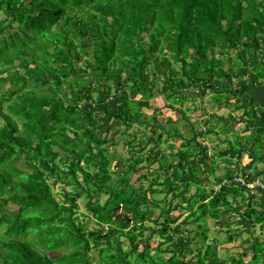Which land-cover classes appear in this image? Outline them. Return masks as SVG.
Masks as SVG:
<instances>
[{
    "label": "trees",
    "instance_id": "1",
    "mask_svg": "<svg viewBox=\"0 0 264 264\" xmlns=\"http://www.w3.org/2000/svg\"><path fill=\"white\" fill-rule=\"evenodd\" d=\"M263 45L264 0H0V264H185L186 243L170 246L182 233L170 232L174 206L166 201L179 197L184 181L195 190L182 198L188 217L205 223L199 212L228 217L220 207H242L250 189L235 177L259 179L229 164L227 155L240 160L234 151L242 136H233L234 151L216 145L208 155L191 140L189 125L184 131L165 118L167 134L161 129L147 152L134 144L145 146L147 132L137 137L127 129L156 118L140 104L155 96L174 109L168 104L209 94L225 105L236 100L233 109L251 128L244 144L252 135L253 150L262 151L264 116H252L261 106L249 91L238 93L241 84L264 87ZM102 115L127 135L126 172H117L126 158L99 128ZM205 124L201 135L234 129L210 118ZM202 156L203 169L192 163ZM204 172L211 178L201 180ZM59 181L64 188L54 192ZM80 199L87 214H78ZM8 202L18 209L4 210ZM253 209H243V218L264 228ZM145 233L158 242L141 245ZM208 239L204 230L189 250L195 264H264V243L220 257ZM58 249L64 251L53 256Z\"/></svg>",
    "mask_w": 264,
    "mask_h": 264
},
{
    "label": "rangeland",
    "instance_id": "2",
    "mask_svg": "<svg viewBox=\"0 0 264 264\" xmlns=\"http://www.w3.org/2000/svg\"><path fill=\"white\" fill-rule=\"evenodd\" d=\"M264 47V45H263ZM260 60H264V54H259L258 57ZM242 86V88H245L243 84L239 85ZM248 89V88H247ZM243 92L242 90L239 91L238 95ZM251 93L250 96L254 97L256 99L257 103L261 105L258 110L260 111H253L252 116L256 117L258 121L259 117L264 116V87H258L253 88L249 90ZM100 99V98H99ZM236 100L229 103V105L223 104V101H217L211 98V96L208 94L204 97H198L195 96L190 99H186L183 104H168V106H171L174 109H169L166 106V102L164 99H162L161 96H155L154 98L150 100H146L145 102H141L142 105V111L145 114L148 115H154L156 117L153 121H141L145 122L146 126L142 125H134L132 128L127 129V133H133L138 134L137 137H141V134H139L142 130H145L147 133L146 135H142L143 140L145 141V146H142L141 144L138 145V141L134 144L139 148V151H147L154 146L153 140H155L160 133L161 129L165 134L168 131L169 123L166 122L165 118L169 119H177L180 122H176V124L179 123V127H181L184 131H187L189 127L193 131L192 141L196 145L197 148H208V155L210 152L215 148L217 145L221 150L230 149L228 148V145L230 144V141H232L234 135H241L243 138H245V135L248 134L251 131L250 124L248 121H244L240 118L242 116L241 110L233 109L234 105L233 103ZM239 103H242L239 101ZM94 106H97L96 104ZM193 109V111H192ZM251 116V117H252ZM187 118V119H186ZM215 119L220 124L221 127L226 126V124H232L234 129L228 133H219L217 135L215 134H208V135H201L200 132H203L205 129H207V126L205 124V120L207 119ZM165 119V120H164ZM99 120L101 122L99 128L104 127L106 130H108V137H112L115 140L119 141L118 149L120 152V155L122 158H126V160H123V167H118L117 172L120 173L126 172L128 170V167L126 166L129 161V154L125 152L124 145L126 134L119 135V130L115 126V122L110 123L107 121V116L102 115L99 117ZM168 120V119H167ZM188 123L187 125L185 124ZM189 125V127H188ZM191 133V132H190ZM165 134L162 137V142L160 143V148L162 149V152L167 150L165 149L167 145L164 142ZM138 140V139H137ZM176 143H179V140H176ZM174 142V141H173ZM205 150V149H204ZM112 151H109V156H111ZM117 158H120L116 156ZM115 157V158H116ZM161 157V156H160ZM128 158V159H127ZM247 157H243V162H247ZM195 160L199 162H204L205 164H208V160H206L203 156L201 158H196ZM178 163V162H177ZM115 164V159L112 160V165ZM18 166H21V164H18ZM116 167L114 166V170ZM170 174V173H168ZM208 175V176H207ZM199 176H201V179L211 178V176L207 173H201ZM207 176V177H206ZM145 178L144 174L140 175H134L132 179L135 178V180H139L140 178ZM137 182V181H136ZM147 182H145L144 186H147ZM180 184L183 186L182 190H178V198L170 197L166 201V207L169 206L173 207V211L170 213V224L173 226V229L170 230L171 233H182L180 236L176 237L170 244V246L174 247L178 245L180 242L184 241L186 243V253L180 255L181 259H184L186 261L185 264H195V255L196 253H189V250L193 247L192 245L195 243V241L200 240V233L204 230H207V236L209 237L208 240L214 239V242L212 243L213 248H216L217 253L220 257H228L229 254L233 253L234 255H241L245 250L248 248H251V245L258 243V242H264V230H261L262 233H259V229L255 227V230L250 228V224L247 223L246 226L241 225L238 223L239 219H242L241 210H229L228 212L231 213L230 216H226L225 213H222L218 218H214L211 216H207L206 214L198 213L199 217L205 218V223L197 221L193 217H188L189 210L185 209V206L187 205V201H184L182 198L185 194H187L189 197L195 192L194 188L190 187H184V183ZM53 191L54 192H60L63 190L64 186L61 181L59 182H52ZM186 190H189L188 193H185ZM209 190V189H208ZM108 196L106 195L104 199H106ZM58 198H61V196H58ZM176 202H181V206L183 207L181 210H179V207H177ZM79 205V211L78 214H81L84 212L87 214V211L84 208V200L80 199L78 200ZM18 207L14 205L12 202H8L4 205V210H8L10 212H13L17 210ZM157 211V210H156ZM233 218V220L231 218ZM230 223V226L228 229L225 230V224ZM199 224L201 227L196 226ZM250 228V229H248ZM237 230V231H235ZM247 230V231H246ZM253 232V236H251V233L248 231ZM150 232H153L152 230H149ZM248 232L249 239L246 241L247 234L244 232ZM245 233V234H244ZM229 234H232L231 236L234 237L233 241L229 243H222V241L229 236ZM260 236V237H258ZM124 239V238H122ZM158 237L154 235L153 233H145L142 237L138 239V242L141 245H144L147 241L152 240L154 242H158ZM244 239L243 243L241 242ZM122 247L124 249H128L129 245L127 241L122 242ZM164 247H167V244H164ZM64 250L58 249L54 252H51L53 256L60 254ZM90 259L95 260L97 257V254L95 252L91 253L89 255ZM187 258V259H186ZM211 258V257H210ZM226 260V259H225Z\"/></svg>",
    "mask_w": 264,
    "mask_h": 264
},
{
    "label": "crops",
    "instance_id": "3",
    "mask_svg": "<svg viewBox=\"0 0 264 264\" xmlns=\"http://www.w3.org/2000/svg\"><path fill=\"white\" fill-rule=\"evenodd\" d=\"M247 88L248 87H245L243 92H247V91L251 90L250 88H248V89ZM257 104H259V103H257ZM258 108H260V107H258ZM258 108H255V109L253 108L252 110L253 111H260V110H258ZM261 118H262V116L258 118V121ZM243 135H247V134H243ZM250 136H251L249 138L250 142L248 144H244L245 138L241 137L240 141H238L239 142L238 143L239 144L238 150L235 149L236 151H234V149L231 148V146L229 144L228 148H230V149L229 150L226 149V150H224V152L225 151H228V152L234 151L235 154L236 153H240V160H238V161L235 159V157H230L229 155H227V158L230 160L229 164L231 165V167H232L234 172H238V173H242L243 172L246 175L250 174L252 176H257L259 179H263L264 180V159H262V158H264V147H263L262 151H260L259 149H257V151L253 150L256 143H255L254 137H252V135H250ZM230 143H231V141H230ZM243 157H247L246 159H248V161L247 162H243L242 161ZM192 163H193L194 166H200L201 168H202V166H204V165L201 164V162H199V161H197L195 159H192ZM200 174L201 173H199L198 176ZM199 178L201 179V176H199ZM201 180H203V179H201ZM183 182L184 181H182V183ZM200 186H203V185H200ZM206 188H208V187H206ZM186 191L189 192V190H186ZM244 192H245V195H246L247 199H246V201H245V203H244V205L242 207H240L239 205L234 204V202H232L231 205H229V206L220 207V210H241V214L243 215L242 210L245 209V208H248V210H249V208L251 207V208H254L253 210H258V212L260 213V216L264 217V202H263L262 193L259 190H254L252 192L246 190ZM231 194H232V192H231ZM192 195H194V193ZM249 196H251V197H249ZM230 198H232V197H230ZM204 203H206V201ZM247 203H249L248 204L249 206H247ZM198 205L199 204L197 203L194 208H196ZM242 220H243V224H241V225L246 226L247 223L250 224V221L247 220V219H244L243 216H242V219H239L238 221H242ZM255 227H257L259 229V231H260L259 233H262L261 230H264V228L261 226L260 223L256 224V225H253V226L252 225L250 226V228L253 229V230H255ZM250 228H248V229H250ZM246 231H244V232L247 234L246 235L247 236L246 239L248 240L249 239L248 232L251 233V236H253V232L251 230L248 231V232H246ZM258 237H260V236H258ZM243 241H244V239L241 242L243 243ZM263 243L264 242L261 241V242H258V243H255V244L251 245V247H253L255 245H259V244L261 245ZM262 254L264 255V249L262 251Z\"/></svg>",
    "mask_w": 264,
    "mask_h": 264
},
{
    "label": "built area",
    "instance_id": "4",
    "mask_svg": "<svg viewBox=\"0 0 264 264\" xmlns=\"http://www.w3.org/2000/svg\"><path fill=\"white\" fill-rule=\"evenodd\" d=\"M235 180L242 185H245L250 191L259 190L264 198V181L260 179L247 180L245 176H237Z\"/></svg>",
    "mask_w": 264,
    "mask_h": 264
}]
</instances>
